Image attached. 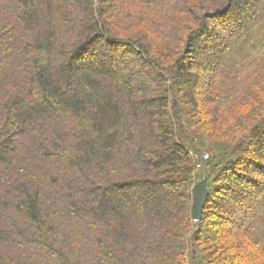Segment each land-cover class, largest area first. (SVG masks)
Returning <instances> with one entry per match:
<instances>
[{
  "label": "trees",
  "instance_id": "trees-1",
  "mask_svg": "<svg viewBox=\"0 0 264 264\" xmlns=\"http://www.w3.org/2000/svg\"><path fill=\"white\" fill-rule=\"evenodd\" d=\"M0 264H264V0H0Z\"/></svg>",
  "mask_w": 264,
  "mask_h": 264
},
{
  "label": "water",
  "instance_id": "water-1",
  "mask_svg": "<svg viewBox=\"0 0 264 264\" xmlns=\"http://www.w3.org/2000/svg\"><path fill=\"white\" fill-rule=\"evenodd\" d=\"M206 178L195 183L192 187L191 219L197 221L201 218L205 201L208 196Z\"/></svg>",
  "mask_w": 264,
  "mask_h": 264
},
{
  "label": "built area",
  "instance_id": "built-area-1",
  "mask_svg": "<svg viewBox=\"0 0 264 264\" xmlns=\"http://www.w3.org/2000/svg\"><path fill=\"white\" fill-rule=\"evenodd\" d=\"M207 156L206 155H204V158H206Z\"/></svg>",
  "mask_w": 264,
  "mask_h": 264
}]
</instances>
